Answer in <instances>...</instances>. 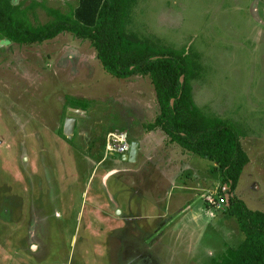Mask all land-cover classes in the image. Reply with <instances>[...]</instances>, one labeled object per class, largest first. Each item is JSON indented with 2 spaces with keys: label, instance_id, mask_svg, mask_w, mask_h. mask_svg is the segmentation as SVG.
I'll use <instances>...</instances> for the list:
<instances>
[{
  "label": "rangeland",
  "instance_id": "374dc122",
  "mask_svg": "<svg viewBox=\"0 0 264 264\" xmlns=\"http://www.w3.org/2000/svg\"><path fill=\"white\" fill-rule=\"evenodd\" d=\"M21 1L39 5L33 25L77 6ZM126 12L129 37L185 50L195 105L240 131L249 162L236 189L213 162L144 128L159 112L149 77L108 74L89 40L1 46L0 264H211L244 238L221 192L264 211V0H131ZM66 98L88 101L87 112ZM115 130L140 141L134 162L105 153ZM131 195L142 209L130 213Z\"/></svg>",
  "mask_w": 264,
  "mask_h": 264
},
{
  "label": "trees",
  "instance_id": "16d2710c",
  "mask_svg": "<svg viewBox=\"0 0 264 264\" xmlns=\"http://www.w3.org/2000/svg\"><path fill=\"white\" fill-rule=\"evenodd\" d=\"M131 0H77L68 12L48 10L52 17L33 25L28 14L39 6L0 0V41L40 44L69 33L91 42L103 70L118 79L148 76L158 104V115L144 128L160 129L184 150L213 162L228 192L237 186L249 158L240 143V131L219 117H208L192 98L194 65L185 50L154 47L125 33ZM69 108L87 112L88 101L65 99ZM221 192V196L227 194ZM225 213L235 217L243 240L211 264H264V211L251 210L238 197L227 200Z\"/></svg>",
  "mask_w": 264,
  "mask_h": 264
},
{
  "label": "built area",
  "instance_id": "2783aa9c",
  "mask_svg": "<svg viewBox=\"0 0 264 264\" xmlns=\"http://www.w3.org/2000/svg\"><path fill=\"white\" fill-rule=\"evenodd\" d=\"M130 143L128 133L126 131H111L105 136L104 150L109 156H122L128 152ZM224 200L227 201L226 195L220 198V204L223 203ZM208 201L212 203V199L210 197H207V202Z\"/></svg>",
  "mask_w": 264,
  "mask_h": 264
},
{
  "label": "water",
  "instance_id": "95a60500",
  "mask_svg": "<svg viewBox=\"0 0 264 264\" xmlns=\"http://www.w3.org/2000/svg\"><path fill=\"white\" fill-rule=\"evenodd\" d=\"M82 112H84V111H82ZM74 119L75 118H73V117H67L63 121L64 122L63 133L65 136H67L68 139H70L72 137V134H73V131L75 128V122L76 121H74ZM138 148H139L138 142L131 141L130 148H129L128 152L121 156L122 160L126 161V162H134L136 160Z\"/></svg>",
  "mask_w": 264,
  "mask_h": 264
},
{
  "label": "crops",
  "instance_id": "0c3cea01",
  "mask_svg": "<svg viewBox=\"0 0 264 264\" xmlns=\"http://www.w3.org/2000/svg\"><path fill=\"white\" fill-rule=\"evenodd\" d=\"M14 4H15V2H14ZM11 43H9V42H6V41H0V47L1 46H11L10 45ZM13 44V43H12ZM6 48L7 47H2V48H0V51H6ZM74 118V117H73ZM74 121H75V119H74ZM75 124H76V122H75ZM129 131V130H128ZM127 132V131H126ZM138 142V144H139V148H138V151L139 150H141V148H140V141H137ZM113 157V156H112ZM122 158V157H121ZM115 161V160H114ZM180 161H183V160H180ZM184 168V167H183ZM105 179V178H104ZM105 180H107V179H105ZM105 180H104V182H105ZM173 180V179H172ZM103 182V183H104ZM137 197V195L136 196H134V195H131V198H130V200L128 201V204L127 205H129L130 204V206H129V208H128V210L130 211V213H131V208H133V203L134 202H139V201H137L135 198ZM111 199H113L112 197H110ZM142 199V198H141ZM160 200V198H158L157 199V201L156 202H158ZM156 205V207H157V209H159L160 207H162L159 203H156L155 204ZM135 207L136 208H138V209H142L141 207H140V202L139 203H135ZM161 209H159V211H160ZM164 210H165V208H164ZM162 223H159L158 225H160V226H162L161 225ZM158 229V228H157Z\"/></svg>",
  "mask_w": 264,
  "mask_h": 264
},
{
  "label": "flooded vegetation",
  "instance_id": "af4514ba",
  "mask_svg": "<svg viewBox=\"0 0 264 264\" xmlns=\"http://www.w3.org/2000/svg\"><path fill=\"white\" fill-rule=\"evenodd\" d=\"M121 172V171H119ZM129 211V210H128ZM130 212V211H129ZM139 229L141 230V228L139 227ZM142 232L145 230L143 227H142ZM148 236V235H147ZM145 237L143 238V241H144ZM135 241H138V238H135L134 242ZM133 261H137L139 263H144L145 261H147V258H141V255L140 254H136L135 258L133 259Z\"/></svg>",
  "mask_w": 264,
  "mask_h": 264
}]
</instances>
